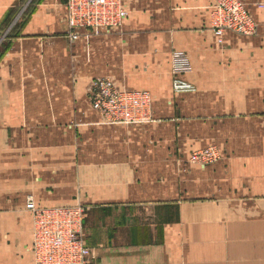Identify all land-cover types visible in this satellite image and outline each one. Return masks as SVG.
<instances>
[{
  "label": "crops",
  "instance_id": "obj_1",
  "mask_svg": "<svg viewBox=\"0 0 264 264\" xmlns=\"http://www.w3.org/2000/svg\"><path fill=\"white\" fill-rule=\"evenodd\" d=\"M21 1L0 0V24L20 22ZM65 1L26 0L0 35V264H35L28 196L83 206L86 264H264L262 0H240L256 35L220 44L215 0H121L118 28L75 42ZM176 53L188 73L172 75ZM96 78L148 91L150 119L105 123ZM209 145L218 160L188 162Z\"/></svg>",
  "mask_w": 264,
  "mask_h": 264
},
{
  "label": "built area",
  "instance_id": "obj_2",
  "mask_svg": "<svg viewBox=\"0 0 264 264\" xmlns=\"http://www.w3.org/2000/svg\"><path fill=\"white\" fill-rule=\"evenodd\" d=\"M264 15V0L259 4ZM67 38L78 40L77 30H87L100 36L105 30L118 28L126 16L121 0H66L64 4ZM210 31L222 43L225 33L254 36L258 24L248 14L240 0H215L210 14ZM190 71L181 54L172 58V75ZM174 93L194 92L195 88L174 77ZM91 107L108 124H136L151 117L152 97L145 90H121L109 78H96L91 82ZM220 157L216 146L209 145L192 151L190 164L209 165ZM25 209L32 216L31 252L35 264H86L89 250L83 238V206H37L32 196L25 200Z\"/></svg>",
  "mask_w": 264,
  "mask_h": 264
},
{
  "label": "rangeland",
  "instance_id": "obj_3",
  "mask_svg": "<svg viewBox=\"0 0 264 264\" xmlns=\"http://www.w3.org/2000/svg\"><path fill=\"white\" fill-rule=\"evenodd\" d=\"M25 1L26 0L21 1L19 8H17L16 10L17 13L15 14V15H17L18 13L20 14V22H18L16 18H14L15 17L14 15L11 16L6 21H4L2 24H0V35H10V34H13L18 29V25L20 26L24 18L23 12H25L26 7H23V5Z\"/></svg>",
  "mask_w": 264,
  "mask_h": 264
}]
</instances>
